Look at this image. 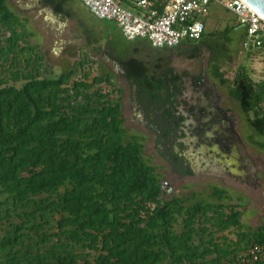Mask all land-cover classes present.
<instances>
[{
  "label": "trees",
  "instance_id": "obj_1",
  "mask_svg": "<svg viewBox=\"0 0 264 264\" xmlns=\"http://www.w3.org/2000/svg\"><path fill=\"white\" fill-rule=\"evenodd\" d=\"M29 36L0 0V264H264V226L243 225L226 190L162 199L112 74L81 60L50 76ZM229 96L264 138V81L238 68Z\"/></svg>",
  "mask_w": 264,
  "mask_h": 264
},
{
  "label": "rangeland",
  "instance_id": "obj_2",
  "mask_svg": "<svg viewBox=\"0 0 264 264\" xmlns=\"http://www.w3.org/2000/svg\"><path fill=\"white\" fill-rule=\"evenodd\" d=\"M6 2L9 9L23 21L26 32L30 34L28 41L30 45L38 47L45 65L49 68L50 76H58L81 60L93 61V64L86 67V70L90 71V79L94 76H105L107 73L114 76L113 82L123 90L124 129L129 134L134 132L146 136L143 156L156 167L160 173L161 183L165 184L162 199L168 200L173 196L190 197L195 193L199 199L215 203L217 201L212 198V189L216 187L226 190L231 197V201L223 202L224 204L239 205L243 225L252 228L264 225V138L249 127L248 119L253 118L252 113L247 119L238 105L230 100V108L240 123L239 131L246 151L253 161L258 181L253 180L248 184L241 182L239 178L223 174L215 164L208 161L199 162L194 156L190 161L192 175L179 179L171 172V165L159 155L162 144H159L154 132L144 126L131 81H127L122 66L109 60L110 56L119 52L128 53L145 41H123L113 23L96 21L79 0L65 4L62 14L54 11L50 5H57L58 0H6ZM210 11L207 23L208 30H213L212 33L222 32L225 26L235 23L234 15L222 9L213 7ZM94 25L104 28V32L109 33L110 40H101V36L96 33L100 27ZM240 35V28L226 37L228 42L222 35H205L198 43L201 49L197 62L187 63L186 60H181L176 63V67L197 71L203 66L209 78L219 85L227 98L230 97L229 91L238 68L244 67L249 80L254 84L264 81V61L256 54L243 51ZM163 65L168 68L170 64L165 61ZM212 65H217L218 72L223 75L222 80L214 78ZM126 66L133 78L141 72V69L129 60ZM147 68L148 74L151 73L152 66ZM3 231H0V236L4 234Z\"/></svg>",
  "mask_w": 264,
  "mask_h": 264
},
{
  "label": "flooded vegetation",
  "instance_id": "obj_3",
  "mask_svg": "<svg viewBox=\"0 0 264 264\" xmlns=\"http://www.w3.org/2000/svg\"><path fill=\"white\" fill-rule=\"evenodd\" d=\"M199 41L167 50L151 63V73L144 68L145 77L141 78L144 70L137 65L141 72L130 83L141 119L162 144L159 155L171 165L177 178L192 175L190 161L194 156L199 162L215 164L223 174L241 182L258 181L239 131L240 123L230 108L232 99L224 96L203 66L197 71L176 67L181 60L188 63L198 59ZM165 61L170 64L168 68L163 65ZM164 187L161 183L162 191Z\"/></svg>",
  "mask_w": 264,
  "mask_h": 264
},
{
  "label": "built area",
  "instance_id": "obj_4",
  "mask_svg": "<svg viewBox=\"0 0 264 264\" xmlns=\"http://www.w3.org/2000/svg\"><path fill=\"white\" fill-rule=\"evenodd\" d=\"M98 21L116 25L125 42L145 41L153 49L171 50L198 41L213 7L235 17L244 29L243 51L264 61V19L242 0H79Z\"/></svg>",
  "mask_w": 264,
  "mask_h": 264
},
{
  "label": "crops",
  "instance_id": "obj_5",
  "mask_svg": "<svg viewBox=\"0 0 264 264\" xmlns=\"http://www.w3.org/2000/svg\"><path fill=\"white\" fill-rule=\"evenodd\" d=\"M87 11V10H86ZM88 12V11H87ZM211 12V11H210ZM90 15V14H89ZM91 16V15H90ZM92 17V16H91ZM210 17V14L208 16V18ZM93 18V17H92ZM208 18L206 19L205 21V35H209L213 32L212 31H209L208 30ZM95 19V18H94ZM97 21V20H96ZM112 23V22H110ZM114 24V23H113ZM94 26H99V25H94ZM115 28H116V25L114 24ZM218 26V24H217ZM216 26V27H217ZM221 26V25H219ZM99 30L100 32H96L97 35L101 36V40L103 41H108L110 40V36H109V33H105L104 31V28H102L101 26H99ZM227 27H233L234 30L231 32H235L237 29H239L240 27H238V25L235 23H231V25L229 26H225V28ZM224 28V29H225ZM241 29V35H240V43H242V41L244 40L245 36H244V29L240 28ZM116 31L119 35L120 38H122L118 32V29L116 28ZM105 34V36H104ZM123 40V39H122ZM124 41V40H123ZM239 43V44H240ZM137 45V44H136ZM167 50L166 49H153L149 46V44L147 42H143V43H139L135 48L131 49L130 52H119L117 54H115L114 56H110L109 57V60L111 62H116L118 63L120 66H122V69L125 71L126 73V78H127V81L128 80H132V74L127 70V60H129L130 62L134 63L135 65H138V66H141V68H147L148 66L151 65V63L156 59V58H160V57H163L165 55V52ZM125 63V64H124ZM146 75V72L144 70V73L141 75V78L142 77H145ZM261 226H264V225H261ZM256 228V227H255Z\"/></svg>",
  "mask_w": 264,
  "mask_h": 264
},
{
  "label": "water",
  "instance_id": "obj_6",
  "mask_svg": "<svg viewBox=\"0 0 264 264\" xmlns=\"http://www.w3.org/2000/svg\"><path fill=\"white\" fill-rule=\"evenodd\" d=\"M254 13L264 19V0H242Z\"/></svg>",
  "mask_w": 264,
  "mask_h": 264
}]
</instances>
